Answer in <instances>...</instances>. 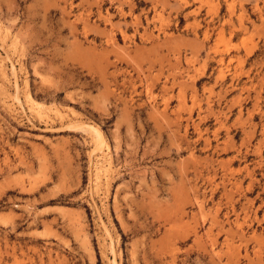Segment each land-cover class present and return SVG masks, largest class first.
<instances>
[{"label":"rangeland","instance_id":"obj_1","mask_svg":"<svg viewBox=\"0 0 264 264\" xmlns=\"http://www.w3.org/2000/svg\"><path fill=\"white\" fill-rule=\"evenodd\" d=\"M102 1L0 0V264H264L263 16Z\"/></svg>","mask_w":264,"mask_h":264},{"label":"crops","instance_id":"obj_2","mask_svg":"<svg viewBox=\"0 0 264 264\" xmlns=\"http://www.w3.org/2000/svg\"><path fill=\"white\" fill-rule=\"evenodd\" d=\"M118 1L122 2L123 0H118ZM235 1L237 3L236 4V10L237 11L239 10L238 9L239 8L238 4L241 2L242 6H243V9L246 11L248 17H250V16L254 17V20L257 21V22H258V19L260 17L259 14H261L263 16V18H264V0H235ZM154 2H155L154 0H130V4H127V3L124 2L121 5L122 11L124 13V17H120L119 16V14L117 12V9H115L114 12L110 11V14L113 15V16H117L113 21H116V22L121 23V24L130 23L131 22V17H133V16H138L139 20L141 21L144 16H151L152 15V11H148V10L151 8L152 3H154ZM168 2L170 4V7L165 9L164 15H166L168 12H170L169 10L172 9V11L168 14V16L171 19V23L175 24V21H173V20H177L178 21L180 19H183L184 15L186 14V12H188V9L186 7H183L184 5H181L180 3H177V2H174V1L172 2L170 0ZM187 2L189 3L190 0H187ZM218 2H220V4H222V0H218ZM114 3L116 5H114ZM114 3H113V5L115 6L114 8H117L118 7V3H116V2H114ZM106 4H108V6H106ZM254 5H256L258 8H260V13H256V12L254 13L253 12L252 8H253ZM110 6L111 5L109 3V0H103L102 1V6L100 7L101 14H104V10L106 8H110ZM190 6L195 7L194 5H190ZM156 10H158V8H156ZM261 10H262V12H261ZM129 12H131V15L128 14ZM93 14L95 16L97 15V9H95V8L93 9ZM201 16L202 17H200V18L198 17V19L196 18V20H201V22H200L201 28L196 32L199 37H201V34H202V32H203V30L205 28L210 30L211 27L215 28L218 24H220V20L219 19L215 20V21L213 19L212 23H208L207 22L208 19L206 17H203L204 13ZM222 17L223 16H221V18ZM122 28H124L125 31L129 32L130 34H132V32L134 31V29L132 27H129V26L126 27V26L123 25ZM228 29H229L228 27L225 28L226 31ZM260 52H261V56L259 58H263L264 57V49L261 48ZM237 54L242 56V51H239ZM237 54H235L233 52H229L228 54H225L226 55L225 57L226 58H228V57L231 58V57L237 56ZM257 59H258V57H254V55L248 56L245 59L246 67L247 66H251V65L254 66V63L257 61ZM225 60H227V59H225ZM207 61L208 62L206 63V67H205L206 68L205 72H207L206 73L207 74L206 77H211V76L212 77L209 78L208 81H206V83L212 84V79H214V75H215V71H216V63H214L213 61H210V60H207ZM253 77L254 76H253V72H252V77L251 78H253ZM200 79H201V77L197 78L196 81H199ZM238 81H237L238 83L232 82V85L235 86V87H240L242 85V83L244 82V80L239 79ZM229 82H230V75H227L225 77L224 82L223 83H219L217 86L220 87V88H223Z\"/></svg>","mask_w":264,"mask_h":264},{"label":"bare ground","instance_id":"obj_3","mask_svg":"<svg viewBox=\"0 0 264 264\" xmlns=\"http://www.w3.org/2000/svg\"><path fill=\"white\" fill-rule=\"evenodd\" d=\"M205 33V32H204ZM14 67L12 66V71L14 72ZM1 91V90H0ZM2 92V91H1ZM2 96V95H1ZM27 97V96H26ZM16 98H18L17 97V95H16ZM29 100V102H30V107H31V109H33L37 114H39V115H41L42 113H43V110L44 109H42V108H38V107H36V104H35V102L33 101V100H31L30 98H28ZM76 124V123H75ZM70 127V126H69ZM74 129H78V130H81V131H84V132H90V133H93V134H95L96 136H98L97 135V132L91 127V126H88V125H79V124H76V125H73L72 126ZM71 127V128H72ZM88 132V133H89ZM96 147H98L97 145H96ZM95 150H96V148H94ZM94 151V150H93ZM113 261V260H112Z\"/></svg>","mask_w":264,"mask_h":264}]
</instances>
